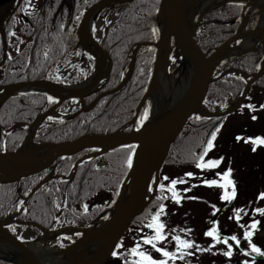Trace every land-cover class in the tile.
<instances>
[{"label":"trees","instance_id":"1","mask_svg":"<svg viewBox=\"0 0 264 264\" xmlns=\"http://www.w3.org/2000/svg\"><path fill=\"white\" fill-rule=\"evenodd\" d=\"M96 1L98 0H22L15 13L7 19L3 29L7 45V55L3 64L1 62L3 59L4 43L0 38V70L4 68L3 72L0 73V86L18 82L47 80V75L49 72H52L51 70H54L58 64L67 61L71 50L78 42L76 29L83 16V12ZM159 3L160 0H138L133 2V8H130L129 5L122 6L118 21L106 41L117 35H123V39H128L129 36H126L125 33L126 28L140 24L145 19L150 18L151 21L144 25L143 33L133 30L132 34L139 35L137 43L154 42L156 37L153 36L150 29L158 11ZM38 4L41 6L38 7ZM241 10L242 5L235 3L224 4L217 12L212 13L210 23H214V20L223 22L227 19L237 18ZM9 33H12V35H9ZM232 33L231 28H224L220 25L218 28L216 27L215 35L210 42H200V48L204 52L211 51L212 47L227 39ZM105 42L103 47H105ZM124 50L125 52L128 51L129 47H124ZM110 54L112 57L110 78L100 93L105 91L108 86L113 87V84H117L120 81L117 75L122 74L124 70V66L119 62L121 59L115 60L111 51ZM139 56H142V60L134 68L132 78L126 87L128 97H105L97 103L100 105V108L96 106L89 112H80L69 121L59 119L46 124L36 132L34 141L46 144L67 142L83 135L112 132L128 122L146 90L154 60V50L149 48L143 49ZM262 57L263 53L261 51H255L240 58L238 61L228 63L226 66L227 68L235 67L253 73L258 70V64ZM257 84L263 86L264 77ZM243 86L244 81L239 79L230 78L224 82H215L209 93L208 101L219 99L226 101L230 98H235L240 94ZM250 97L247 98L243 106L244 109L247 108L246 105L248 104L253 105V107L255 106L256 103L250 102ZM91 100L86 101L85 104H89ZM51 105L52 102H49L47 95L31 92L8 100L0 108L1 132H4L15 124L22 125L19 130L6 137V148L9 151L14 150L20 145L26 134V126L39 113L44 112ZM209 110H211V107ZM222 122L223 118L220 120L215 118L193 119L182 130L171 143L168 156L161 169L160 184L165 185V190L162 193L158 189L156 196H168L166 192L167 185L165 184V180H163L165 166L168 164L195 165L196 159L203 152L207 144V139L211 136V132L219 128ZM129 151L128 148H123L120 151L118 150V152L116 151V153L112 152L106 155L107 165L104 168H96L95 164L97 160H95L87 162L78 169L75 179L70 185L69 192H65L70 207L68 214L73 215L76 221H90L96 216L95 209L89 205V201L95 193L101 190L105 192L109 191V188L106 186L110 184L117 190L119 189L123 178L129 170V166L125 162ZM82 155L84 154H80L79 156ZM76 158H67L56 163V172L59 175L66 176ZM251 159L255 160V156H252ZM50 171L51 169L30 176L19 183L1 184L0 217L11 212L16 205V199L19 196H25L24 193H28ZM53 184L55 185V183ZM59 185L64 187L65 182H61ZM116 194L117 191H113L111 195L116 196ZM51 196V194L45 193L41 189L30 199L23 218L28 222L39 223L47 227L53 216ZM250 196L253 195L247 193L248 199L252 198ZM155 198L134 219L120 242L121 247L115 250L118 255L112 256L107 264H133V261L138 259V257L130 253L129 249L132 248L133 243L144 244L142 239L149 235L146 232V229H149L146 227V224L151 221V217L155 214L158 204L164 203L166 205L168 201L166 199L157 202ZM135 229L139 231L138 234L130 238ZM133 237H136V241H134ZM128 239L130 240L127 245H123ZM160 246L167 245L163 243ZM150 255L152 256V254ZM152 257L159 259L155 256ZM0 264L7 263L0 262Z\"/></svg>","mask_w":264,"mask_h":264},{"label":"water","instance_id":"2","mask_svg":"<svg viewBox=\"0 0 264 264\" xmlns=\"http://www.w3.org/2000/svg\"><path fill=\"white\" fill-rule=\"evenodd\" d=\"M181 1L183 0H161L160 12L165 19L164 32L155 44L150 45L156 49V60L153 65L146 93L137 106L136 114L131 121V124L137 120L141 107L147 98L151 97L153 91L158 87L160 74L162 72H167L169 57L168 38L174 35L178 44L182 46V49H180L183 51L184 57L191 63L193 80L187 94L180 102L174 105L171 112L162 120L131 132L119 130L113 134L85 136L72 144H69L68 142L56 145L36 144V147L34 148H25L23 144L15 152H0V183H8L17 182L24 177L39 173L51 166L56 160L74 155L84 149H98L100 150L99 154H103L121 146L131 144L136 145L132 155V167L123 185L125 186L130 182V200L124 209H119L104 224L103 228L108 232V234L100 240L103 244H105L103 251H101V253H99V255L91 262L78 264H102L110 257L117 242L122 237L133 218L137 216L154 197L160 180L159 170L167 155L170 143L193 116L199 114L210 116L203 105L211 84L215 80L216 70L223 57V53L228 47V44L236 38L234 37L224 42L219 49L212 53L211 56L206 57V55H204L198 48L193 38L188 22L182 13V6H180ZM236 1L248 4L247 1ZM113 3L125 2L124 0H101L85 12L79 25L81 40L82 33H84L85 40L88 41L91 48H94L95 51H97L100 59L103 61L106 59V62L102 65V72L99 71L100 73H97V78L95 77L96 79H93V83L88 86L72 90L67 95H64L62 91L56 89L65 88V86L60 84H51L43 81L12 84L0 87V106L11 96L27 91L39 90L45 92L57 99V105H59L65 99L81 98L88 92L96 89L100 82L108 77L110 61L90 34L89 22H91L92 17L98 11ZM262 4L264 7V0H262ZM8 15H10V13L2 19L1 25ZM254 32L255 30L253 32L250 31L249 33L254 35ZM259 33L260 35L258 36V41L262 42L264 40V28ZM132 69L133 66H130L128 76L130 75ZM263 74L264 66L247 83L243 98L246 95L249 86ZM128 76L122 85L128 79ZM239 104L230 109L227 113L237 109ZM37 122L38 120H36V123ZM153 178V189L152 193L149 195V188ZM46 180L41 182L34 190H32L29 197L34 194ZM14 218L15 215L4 220H0V235L4 237L5 241L14 245L18 249L21 256L16 260L8 258L6 260L15 264H37L34 258L27 253L23 247H21L19 240L14 235L12 230V224L16 222ZM92 236H95V234ZM258 260L264 261V259L261 258Z\"/></svg>","mask_w":264,"mask_h":264},{"label":"bare ground","instance_id":"3","mask_svg":"<svg viewBox=\"0 0 264 264\" xmlns=\"http://www.w3.org/2000/svg\"><path fill=\"white\" fill-rule=\"evenodd\" d=\"M138 0H124L125 3H117L122 6L129 5L130 8L134 7L133 2ZM221 1H223L224 4H231L228 0H183L180 3V6H182V13L185 16L186 21L188 22V26L193 34V38L198 46L200 48V42H210L214 35H215V29L216 27L222 25L224 28H231L232 29V35L231 38H236L234 41L229 43V48L227 52L225 53L224 58H230L237 54L243 53V52H255V51H261L263 53V60L259 62V65L262 66L264 62V40L262 42L258 41V36L260 35V31L264 28V7L262 4V0H250V3H252V8H261L263 9L260 14L262 15L261 20L259 22V25L256 27L254 35L249 33L250 31L246 30L244 28V25L246 22L242 20L241 18H231L224 20L223 22H219L217 20H214V23H210V18L213 12H217L219 7L214 8L217 6ZM245 1V0H243ZM160 6H161V0H160ZM240 4H243L240 2ZM41 6L38 4V7ZM109 5L105 6L103 8V11H106ZM15 11H12L11 14L13 15ZM151 21L150 18L145 19L140 24L134 25L132 27H128L125 30L126 36H129L128 39H123V35H117L114 38H111L110 40L107 39L108 35L111 33L113 27L107 26V25H100L98 31H90V34L92 35L93 39L96 41V43L99 45L100 49L105 53L107 56V59L109 61L112 60V57L110 56V51L113 54L115 60L121 59L119 62L122 63L124 66V70L122 74H118L117 78L120 79V81L117 84H113L112 86H108L104 94L108 96H114V97H128V90L126 89L127 85L129 84L134 68L136 65L142 60V56H139L140 52L143 50L142 42L137 43L139 41V35H133L132 31L135 30L139 33L144 32V25L146 23H149ZM165 19L162 15V13L159 11L156 13L155 18L153 20L150 32L152 33V28H156V35L155 37L158 39L164 32V23ZM90 24V25H89ZM89 29H91V22H89ZM6 25V22H3L2 25H0V33H3V29ZM236 25V26H235ZM20 26V25H19ZM212 29H214L212 31ZM234 30V31H233ZM77 37L78 42L75 44V48L82 49L85 51V54L81 58V61L79 63V66H75L74 64L70 63V67L73 71L82 73L85 72L92 67L96 66L95 71L93 75L89 77L85 83L79 84L75 83L70 86H66L65 88L58 89L62 91L64 95H67L70 91L79 89L81 87L88 86L89 84L93 83L94 80L97 78L96 75L100 71L102 72L103 63L106 62V59L103 61L100 59L97 51H95L94 48H91V45L88 43V41L85 40L84 36L85 34L82 33V40H81V33L80 30L77 28ZM254 31V30H253ZM251 31V32H253ZM240 35V36H238ZM106 41V42H105ZM239 41V43H237ZM105 42V47H103V44ZM169 45L175 47V48H181L182 46L178 44V41L176 40V37L173 35L168 38ZM107 44V46H106ZM110 44V46H109ZM222 43H218L216 46L212 47L211 52H215L217 49L220 48ZM124 47H129V50L125 52ZM87 50V51H86ZM90 54H88V53ZM93 57H92V56ZM134 56V57H133ZM121 57V58H120ZM130 66H133L132 71L129 74ZM112 63L110 64L109 73L111 72ZM4 68L0 70V73H2ZM99 72V73H100ZM192 66L186 67L183 71H181L179 83L176 86L173 81L165 72H162L159 76L158 80V87L153 91V94L151 96L153 102L152 107L150 110V116L149 119L145 120L146 123L154 124L162 120L167 114L171 112V110L174 108V105L178 102H180L184 95L188 92L190 85H191V75H192ZM51 72H49L48 75H50ZM47 75V76H48ZM125 83L122 85L124 80L127 78ZM96 77V78H95ZM95 78V79H94ZM94 79V80H93ZM93 80V81H92ZM97 95V88L88 92L85 96H82L81 98H68L65 99L63 102L68 106H74L77 103L86 102L90 99L95 100ZM15 96H11L7 100H10L14 98ZM91 100V101H92ZM90 101V102H91ZM100 108L99 104H92L90 106V109L93 110L95 107ZM59 115V114H58ZM47 117L44 119H41L40 122H44ZM20 124H15L14 126H19ZM145 126V125H144ZM34 126L30 129V132L33 130ZM121 129L124 128L122 125L120 127ZM28 134L27 138L24 142L25 148H34L36 147L35 144H33L31 139V134ZM117 132V130L109 132L108 134H113ZM86 135L76 137L74 139H71L68 141L69 144H72L79 139L85 137ZM50 145H56V144H50ZM90 149H84L78 153L80 154H86L89 152ZM129 194L126 192L122 197V204L121 206H126L129 200ZM94 228V225L91 224V229ZM108 234V232H104L101 230H98L97 237L103 238ZM101 248L97 241L95 242H86L79 251V257L81 260H86L89 257H96L101 253ZM30 255L34 258V260L37 262V264H63L64 258L56 255V254H50L42 251H38L36 249H31ZM20 253L18 252V249L14 245H9L5 243V240L1 241L0 239V257H6V258H12L17 259L20 257Z\"/></svg>","mask_w":264,"mask_h":264},{"label":"rangeland","instance_id":"4","mask_svg":"<svg viewBox=\"0 0 264 264\" xmlns=\"http://www.w3.org/2000/svg\"><path fill=\"white\" fill-rule=\"evenodd\" d=\"M10 1V0H9ZM12 1V0H11ZM10 2H4L2 5L0 4V18L2 14L11 8L12 3ZM13 2V1H12ZM87 51V50H86ZM88 53V52H87ZM90 54V53H88ZM92 56V55H91ZM93 57V56H92ZM183 68V67H182ZM182 68L179 69L182 71ZM179 77L180 74H177ZM174 78L176 86L179 83V79ZM152 107V103L149 106L148 111H150ZM262 111L259 112V114ZM63 116L69 117L68 109H66L63 113ZM148 116V115H147ZM147 119V118H146ZM233 121L229 120L226 122V127L222 129L221 132H217L216 137L213 140L214 147L211 148V151H209L206 154V160L208 159H216L222 157L226 153V147H227V139H228V132L227 129L228 126H233ZM242 123H234V126L231 129H234L232 131L233 134H235L238 131H243L240 127ZM253 124H256L254 122ZM237 136L242 137L241 140H237L239 142H243L241 145L236 146L233 153L228 157H222L220 164L216 165L213 169H197L195 165H188V164H168L165 166V176L169 177L168 181H165V184L167 185L171 179L174 178H183L186 182L185 184H177L176 191L178 195H184L186 191H184L185 188H188L190 191L191 184H197L196 186L204 187L207 190L202 193H197L194 197L196 199L188 201L185 203L184 208L179 211V207L176 205V203H172L170 200L167 201L164 214L160 215L159 222L163 223L165 225L162 232H169L173 233L176 236H179L181 239H188L192 240L194 242V247L190 249H184L175 252L176 258H165L167 259L166 264H246L245 262L249 263L248 260L241 259V254L239 251L234 250L236 253L232 252V255L230 257H226L223 255V252L227 250V245L221 240L222 242H213L211 237H206L204 235L205 231H207L209 228L212 227V222L216 221V227L218 231H230L233 233L237 239L240 241V245L244 248H246L248 251H251V249L248 247V241L244 239L243 233L245 231H251L252 236L250 237V240L253 244H255L261 251H264V233H257L255 232V229L246 228L241 225L242 221L239 220L237 222L236 217L234 214H232V217H230L231 220H226V217H224L223 220H218V217H220V212L216 210V207L220 209L222 207L221 204H219L218 200H220V196L223 191L227 190L229 192L232 191L233 186H228L227 188H221L219 185L221 183H224V179L222 178V174L225 171H228L230 159L236 157L237 154L241 152H247L252 151V145H249L251 142L250 140L248 142H245V138H250L246 133L239 132ZM230 137V136H229ZM255 157L262 160V164L264 166V152L263 153H255ZM219 166L222 171L216 170V167ZM186 172H192L194 175L192 177H187L184 174ZM164 176V177H165ZM264 177V173L261 174V178ZM205 179H215L217 180V185L215 186H207L203 183V180ZM228 179L233 181V185L235 187L236 195L233 199H237L239 197V192L236 190V186L234 183V180L229 176ZM245 185L248 188H253L250 185L249 178L245 179ZM264 190V186L262 184L257 183L255 188H259ZM217 190V194L212 190ZM188 192V191H187ZM112 193L105 192L103 190L95 193L93 197L89 201V205L92 206L93 204L97 203L98 205H102L104 201H112L113 195ZM171 194H168V196ZM167 196V197H168ZM248 204L244 205V209H247ZM100 210L101 208H95ZM254 216L256 213H253ZM214 216V220H209ZM219 221V222H218ZM253 220H249V224ZM149 223V222H148ZM147 223V224H148ZM219 223V224H218ZM146 224V225H147ZM175 229V231H173ZM184 229H190L191 231H182ZM243 229H246L245 231ZM148 232V236L154 235V232L152 229H146ZM138 230L135 229L132 234L130 235V238L132 236H136L138 234ZM220 232H218L219 234ZM146 237V236H145ZM219 238V237H218ZM134 241H136V237L134 238ZM130 239L126 240L123 245H127ZM143 241V239H142ZM138 244V243H137ZM136 243H133L131 247H134L137 245ZM161 242H157V246H160ZM44 245V244H43ZM122 245V246H123ZM140 250H145L148 252V254H153L155 257L162 259L163 257L160 256L159 253H157L154 249L151 248L150 245H144L139 244ZM195 245H199L201 249H206L205 251L197 250ZM212 245L210 248L209 246ZM240 246V247H241ZM39 247L41 249H46V246L41 247V244H39ZM176 248V246H174ZM49 249V248H47ZM70 248L68 250L71 251ZM250 264V263H249Z\"/></svg>","mask_w":264,"mask_h":264},{"label":"snow or ice","instance_id":"5","mask_svg":"<svg viewBox=\"0 0 264 264\" xmlns=\"http://www.w3.org/2000/svg\"><path fill=\"white\" fill-rule=\"evenodd\" d=\"M156 28H152V34L153 36L156 35ZM9 35H12V33H9ZM237 43H239V41H237ZM49 102L53 101V97L49 96L48 97ZM246 107L249 110H253V105L248 104L246 105ZM260 109H264V103L259 105ZM147 114H148V109L145 108L141 119L137 120L136 123L139 125L140 123H142L143 119L147 118ZM49 119H51V117H49ZM251 119L256 120L257 117L255 115H253L251 117ZM219 131V128H216V130L211 132V136L207 139V144L203 149V152H201L199 154V157L196 159L195 162V167L197 169H213L216 165L220 164L221 160L223 159L222 157L220 158H216V159H208L207 161L204 160L205 154L208 153V151L214 147L213 145V140L217 135V132ZM237 140H241L242 137L237 136L236 137ZM251 141V143L253 144V151H255V145L256 144H261L264 145V138H261L259 136L255 137V138H245V142ZM130 151L127 155V159H126V164L131 167L132 166V153H131V149L135 148V145H127L126 146ZM230 169L228 171H225L222 174V178L224 179V183H221L219 186L221 188H227L228 186H233L232 187V191H225L221 194L220 199L222 201H231L235 195H236V191H235V187L233 185V181L228 179L229 174H230ZM187 177H192L194 175V173L192 172H186L184 174ZM163 180L168 181L169 177L165 176L163 177ZM182 184L185 183L183 178H174L171 179L170 182L167 184V191L171 193V199L176 203L179 204L180 203V196L178 195L175 186L177 184ZM203 183L207 186H215L217 185V180L215 179H205L203 180ZM160 191L163 193L165 190V185L164 184H160L159 186ZM149 191H152V188H149ZM184 191H189L188 188H185ZM24 195H28L27 192L24 193ZM191 199H196L195 197H189ZM156 201L159 202L161 200H166L168 199L167 196L164 195H159L156 196ZM257 199H264V192H261L258 194ZM165 207L166 205L164 203H159L158 207L156 209L155 214L152 215L151 217V221L146 225L147 228L152 229L154 232V235H150V236H146L143 238V242L145 245H150L152 249H154L157 253L160 254V256L164 257V258H171V259H175L176 258V253L172 252V251H168L166 250L164 247H158L157 246V242L158 241H162L164 240V235L162 230L164 229L165 225L161 222H159L158 217L162 214H164L165 211ZM242 211V209L240 208H236L233 209V212L236 214V220L237 222H239L240 220V216L239 213ZM253 211L255 213H260V214H264V207H257L255 209H253ZM105 219H107V217H104ZM259 222L256 220H253L247 227L251 228V229H255L257 224ZM173 231H175V229H173ZM182 231H191L190 229H184ZM76 235H79V233H76ZM204 235L206 237H211L212 241L215 243L218 240V230L216 227V221L212 222V227L209 228L207 231H205ZM252 236V232L251 231H245L243 233V237L245 240L248 241V247L251 249V251L257 253L258 255L264 256V251H261L255 244H253L250 240V237ZM19 238V237H18ZM230 239L232 241H235L237 245H239L240 241L237 239V237L235 235L231 236ZM172 240L175 241V246L177 251H180L182 249H190L194 247V242L192 240H188V239H181L179 236H172ZM229 237H224V243L227 245V250L223 252V255L226 257H230L232 255V245L228 243ZM61 247H63V245H61ZM117 248L121 247L120 244L116 245ZM197 250L200 251H205L206 249H201L199 245H195ZM210 248L212 247V245L209 246ZM130 253L135 256L138 257V259H136L135 261H133V264H166V260L165 259H154L150 254H148L147 251L145 250H140V245L137 244L136 246L132 247L131 249H129ZM112 255L115 257L118 255V253L116 251L112 252Z\"/></svg>","mask_w":264,"mask_h":264}]
</instances>
